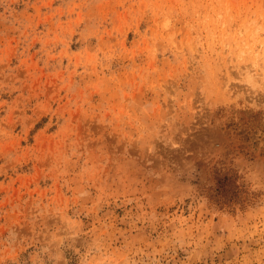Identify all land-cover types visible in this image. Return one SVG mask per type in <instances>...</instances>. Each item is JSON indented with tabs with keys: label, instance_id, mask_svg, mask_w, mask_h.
<instances>
[{
	"label": "rangeland",
	"instance_id": "obj_1",
	"mask_svg": "<svg viewBox=\"0 0 264 264\" xmlns=\"http://www.w3.org/2000/svg\"><path fill=\"white\" fill-rule=\"evenodd\" d=\"M0 264H264V0H0Z\"/></svg>",
	"mask_w": 264,
	"mask_h": 264
}]
</instances>
